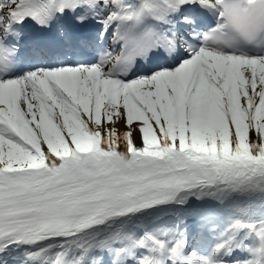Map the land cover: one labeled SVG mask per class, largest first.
Returning <instances> with one entry per match:
<instances>
[{
	"label": "snow or ice",
	"instance_id": "snow-or-ice-1",
	"mask_svg": "<svg viewBox=\"0 0 264 264\" xmlns=\"http://www.w3.org/2000/svg\"><path fill=\"white\" fill-rule=\"evenodd\" d=\"M0 264H264V0H0Z\"/></svg>",
	"mask_w": 264,
	"mask_h": 264
}]
</instances>
